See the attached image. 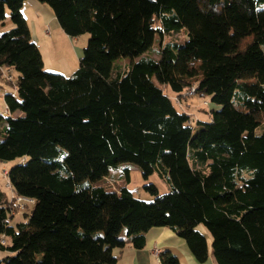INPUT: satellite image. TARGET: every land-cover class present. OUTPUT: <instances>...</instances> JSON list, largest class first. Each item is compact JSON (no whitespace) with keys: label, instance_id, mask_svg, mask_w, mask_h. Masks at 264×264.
Returning a JSON list of instances; mask_svg holds the SVG:
<instances>
[{"label":"trees","instance_id":"obj_1","mask_svg":"<svg viewBox=\"0 0 264 264\" xmlns=\"http://www.w3.org/2000/svg\"><path fill=\"white\" fill-rule=\"evenodd\" d=\"M26 1L0 0V22L9 8L14 24L0 35V67L17 74L0 72L15 87L0 112V164L19 161L9 185L34 203L13 226L16 203L0 192V250L14 253L0 264H119L121 233L141 250L154 228L204 264L200 225L217 264H264V0H37L68 36L90 37L70 78L44 71ZM182 31L184 42H164ZM156 39L159 59L147 56ZM164 86L178 105L209 98V120L194 124ZM127 163L145 179L163 173L171 192L149 185L148 203L83 186Z\"/></svg>","mask_w":264,"mask_h":264},{"label":"rangeland","instance_id":"obj_2","mask_svg":"<svg viewBox=\"0 0 264 264\" xmlns=\"http://www.w3.org/2000/svg\"><path fill=\"white\" fill-rule=\"evenodd\" d=\"M39 2V1H38ZM27 2H25L22 12L27 10ZM40 3V2H39ZM42 5L46 10L32 11L29 9L25 13L26 20L32 35V42H34L41 51L44 61V71L52 74H60L64 77H72L78 70L80 59L83 56L85 48L88 46L89 35L84 34L79 37L68 36L61 28L59 22L55 18L53 10L46 4ZM49 13V19L47 12ZM54 17V19H50ZM14 24L11 19V11L9 8L6 9V19L4 22H0V35L12 30ZM62 31V36L57 33ZM185 32L182 31L178 34H174L171 37H167L164 42L174 41L182 43L185 40ZM264 48V47H262ZM160 41L156 39L153 49L147 54L154 59H159ZM130 64V60H122L118 63L121 67H127ZM13 77L16 79L17 74L14 71ZM0 112L3 113L5 109L4 94L14 92L15 87L4 82H0ZM163 91L167 96L172 98L175 103V94L172 93L169 87H162ZM210 103L209 98H201L199 95L193 97H186L182 99L181 104L176 106L179 111L186 112L192 118L193 123L197 121H208L210 107L207 104ZM209 105V104H208ZM5 126V125H4ZM261 129H258L259 134ZM19 161H12L9 163L0 164V192L3 193L8 200H13L14 192L7 185L9 179L2 175L3 170L10 171L13 167L18 164ZM91 185L94 187H102L107 192H121L122 189L129 190L136 198L151 203L154 201L155 196L147 190V186L155 185L158 189L159 195H165L171 192V187L168 183L166 176L156 171L149 179H145L141 169L134 164H122L116 168H111L109 174L102 180L97 182L86 181L83 186ZM33 209V205H29L24 211H17L14 215V219L11 221V225L16 226L20 223L27 222L25 220V214H29ZM198 230L204 234L208 240L209 250L212 251V236L204 225H200ZM126 235L124 230L121 234ZM14 253L8 250H0V260L8 256H13Z\"/></svg>","mask_w":264,"mask_h":264},{"label":"crops","instance_id":"obj_3","mask_svg":"<svg viewBox=\"0 0 264 264\" xmlns=\"http://www.w3.org/2000/svg\"><path fill=\"white\" fill-rule=\"evenodd\" d=\"M26 2L27 10L25 12L23 11L25 18V13H27L29 9H32V11L35 9L40 12L42 10H46L42 5H39L41 3L37 0H27ZM47 16L49 19L51 15L49 16L48 13ZM50 19L53 20L54 17ZM57 33L62 36V31H58L57 29ZM5 110L6 107L4 112ZM7 185L9 186V181ZM14 196L15 194H13V198ZM119 241L124 244L123 247H116L114 249L115 256L119 258V264H161L159 260V253L161 254L164 252L172 254L180 262V264H201L197 262L186 242L179 238L176 233L169 228H154L150 230L146 234V245L141 250L134 248L130 244L127 235H120ZM204 264H217L213 256V251L210 252L209 250V259Z\"/></svg>","mask_w":264,"mask_h":264},{"label":"built area","instance_id":"obj_4","mask_svg":"<svg viewBox=\"0 0 264 264\" xmlns=\"http://www.w3.org/2000/svg\"><path fill=\"white\" fill-rule=\"evenodd\" d=\"M0 72L2 73V76L6 81L14 83L15 78L13 77V72H14L13 69L0 67ZM195 94H196V87H192L190 89V91L188 92V95L193 96ZM2 175L4 177L8 178V171L3 170ZM13 200L16 203V209L18 211L19 210L24 211V210H26V208H28V205H32L34 203V201L31 199H27V198H23V197H17V196H14ZM2 245H6L5 236L2 239ZM159 256H160V253H159Z\"/></svg>","mask_w":264,"mask_h":264}]
</instances>
